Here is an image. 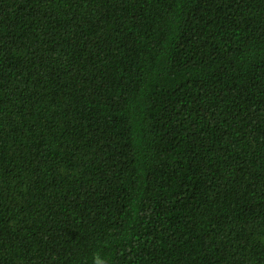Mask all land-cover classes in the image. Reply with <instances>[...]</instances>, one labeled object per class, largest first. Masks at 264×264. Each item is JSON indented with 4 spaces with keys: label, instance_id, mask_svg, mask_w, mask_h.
<instances>
[{
    "label": "trees",
    "instance_id": "1",
    "mask_svg": "<svg viewBox=\"0 0 264 264\" xmlns=\"http://www.w3.org/2000/svg\"><path fill=\"white\" fill-rule=\"evenodd\" d=\"M0 264H264V0H0Z\"/></svg>",
    "mask_w": 264,
    "mask_h": 264
}]
</instances>
